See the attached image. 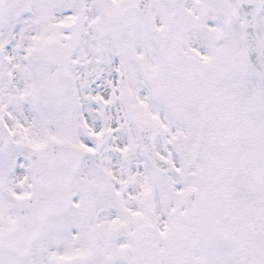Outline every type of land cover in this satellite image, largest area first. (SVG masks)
Masks as SVG:
<instances>
[{"label": "snow or ice", "instance_id": "6c2138e0", "mask_svg": "<svg viewBox=\"0 0 264 264\" xmlns=\"http://www.w3.org/2000/svg\"><path fill=\"white\" fill-rule=\"evenodd\" d=\"M0 264H264V0H0Z\"/></svg>", "mask_w": 264, "mask_h": 264}]
</instances>
